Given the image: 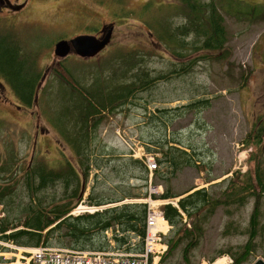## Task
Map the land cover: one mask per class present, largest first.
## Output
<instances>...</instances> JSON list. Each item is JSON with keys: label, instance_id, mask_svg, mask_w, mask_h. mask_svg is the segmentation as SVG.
Segmentation results:
<instances>
[{"label": "trees", "instance_id": "obj_1", "mask_svg": "<svg viewBox=\"0 0 264 264\" xmlns=\"http://www.w3.org/2000/svg\"><path fill=\"white\" fill-rule=\"evenodd\" d=\"M198 2V5L190 3V13L184 8L179 11L181 13L179 16L185 15L186 18L182 22L181 20L174 22L170 17L166 19L168 25L165 22L164 27L156 29L151 25L160 40L170 47L167 48L174 60H166L171 65L168 71L156 70L148 64L152 59L151 54L130 55L126 51H118L99 65L82 68L71 66L70 69L65 66L64 59L63 72L50 71L40 88L38 102L45 106V114H50L52 125L76 157L75 163L64 158L61 163L55 164L39 156H32L24 167L20 162L22 151L13 150L9 144L6 145L5 157L2 159L0 155V204L3 205L1 210L4 214L0 218L1 240L26 247L55 244L72 249L105 250L108 248L105 231L111 230L116 248L127 251L142 250L146 207L142 202L126 201L130 198H143L144 193L134 191L133 188L146 185L149 170L142 160L131 156L130 152L113 155V149H108L105 145L97 149L93 147V143L98 135L101 113L105 109L119 111L123 104L133 103L131 99L142 98L139 94L144 92L153 94L150 97L152 100L155 99L152 96L156 94L161 96L159 80L168 82L174 74H186L191 71V65L196 60L205 59L204 56H196L189 61H183V57L189 52L197 51L201 47L222 49L225 46L227 38L220 8L224 6L225 11L234 14L236 19L244 14H249V18H252L263 11V8L259 10L258 7H252L242 0H221L222 4L219 5L215 4L214 0ZM8 47L9 45L1 39L0 70L17 89L21 102L30 105L37 101L35 92L41 83L42 74L27 63L24 67L16 60L14 50ZM175 55L177 59L173 57ZM164 57L159 55V61ZM204 91L207 92L206 88ZM209 105L208 98L196 99L192 103L182 105L181 109L162 107L151 114H147V109L143 106L146 123L141 134L151 136L157 132L155 126L162 128L161 134L156 138L150 137L152 140H149V143L145 141L149 137L142 140L146 151L153 152L155 147L160 153L156 157L159 167L152 171L155 183L156 179L169 180L185 166L196 165L198 160L193 157L198 153L196 145H191L184 139L174 137L166 139V123L193 109L199 112ZM152 121L155 124H152ZM262 125L263 123H259L251 129L257 131L255 137L263 135ZM251 134L252 132L248 133L249 138ZM258 142L260 139L256 140V144ZM110 154L112 157L105 159ZM113 156L116 157V162H120L119 166L110 162L111 168L104 171L103 168L107 164L105 160L111 161ZM160 165L165 171L160 169ZM93 168L97 171L94 173V184L85 198V205L97 207L111 205L93 212L72 214L71 211L83 198V188ZM241 178L245 180L244 173ZM131 179L142 183H130ZM234 182V179L231 180L230 187L224 188L225 190L218 194L210 187L199 189L192 187L182 193H175L169 188L164 189L159 197H180L176 201L177 206L170 203L162 205L163 214L172 225V229L169 231L170 234L164 237L168 248L160 261L174 254V250L183 245L182 259L187 264H193L188 256L189 252L199 244L216 208L235 204L234 209L230 207L225 209L228 215L232 216L234 210H239L247 203L248 198L254 197V209L245 231L249 236L246 244L238 245L236 249L220 248L208 258L212 261L228 253L232 257V264L250 263L253 251L250 252L249 246L253 248L252 240L261 228L259 199L264 192V165L258 164L252 177H249L242 186L238 187ZM215 184L222 185L223 182ZM181 212L187 219L192 218L189 226L183 222ZM20 216H23V220ZM238 226V222L230 218L223 234L242 232ZM53 235L57 240L52 241L50 237ZM135 237L138 239L133 242L132 239Z\"/></svg>", "mask_w": 264, "mask_h": 264}, {"label": "rangeland", "instance_id": "obj_2", "mask_svg": "<svg viewBox=\"0 0 264 264\" xmlns=\"http://www.w3.org/2000/svg\"><path fill=\"white\" fill-rule=\"evenodd\" d=\"M198 1L15 0L14 3H17L19 8L25 7L10 15L8 13L14 10H6L5 7H2L0 10V31L9 32L6 33L10 34L19 44H24L25 50L30 55L36 53L35 56L33 54L34 57L31 56L36 60H33L30 66L40 74L47 73L48 70L63 72L64 64L70 69L71 66L82 68L88 65H99L118 51H126L130 55L151 54L152 59L148 64L156 70L168 71L171 65L166 60L174 59L168 49L170 47L160 40L154 28L164 27L165 22L168 25L166 19L170 17L174 22L184 21L185 15L179 16L181 15L179 11L184 8L188 13L189 5H198ZM242 1L252 7H258L259 10L263 8V11L252 18H249V14H244L236 19L234 14L225 11L224 6L222 9L220 8L227 38L222 49L201 47L197 51L189 52L183 57V61H189L196 56H204L205 59L196 60L191 65V71L189 69L190 72L186 74H174L168 82L159 80L161 96L156 94V96H152L155 98L152 100L150 97L153 94L144 92V94H139L142 98L131 99L133 103L137 104L127 102L122 105L121 110L118 107L119 111L105 109L101 113L100 127L93 147L98 149L105 145L108 149L114 150L113 155L130 152L131 156L142 160L147 167L145 160L153 159L156 162V157L160 153L155 147L153 152L146 151L142 140L149 137L145 140L148 142L152 140L150 137H158L162 128L155 126L157 132L151 136L141 134L146 123L143 106L146 107L147 114H151L155 113L157 108L162 107L181 109L182 105L192 103L196 99L208 98L210 101L207 108L200 109L199 112L193 109L182 116L172 118L170 123H166V139L171 137L184 139L198 147L197 155L193 156L198 158L197 164L185 166L169 180L156 179V183L148 169L146 185L141 188H133L134 191L144 193L142 197L147 195L149 180L157 187L158 193L163 192L165 188H169L175 193H182L192 187L194 189L210 187L213 192L218 194L225 190L224 188L228 189L233 179L234 184L237 183L238 187L242 186L249 180V177H252L254 168L258 164L264 165V133L260 137H255L257 131L251 130L254 125L259 123H263L262 126H264V0ZM214 3L222 4L221 0H214ZM101 23H105L107 26L112 23L114 29L110 43L95 57L81 58L73 53V55L67 56L63 64V60L54 55L53 45L57 40L78 33L94 32L100 28ZM159 55H164V59L159 61ZM23 56L24 54L21 55V57ZM173 57L177 59L176 55ZM204 88L207 92L204 91ZM40 90H38V94H41ZM8 100L14 103L18 102L11 96ZM44 109L45 106L39 104L38 98L30 105L25 104V107L20 110L12 109L9 102L7 104L0 103V155L2 159L5 157L6 145L9 144L13 150L22 151L20 162L24 167L32 156H39L41 159L55 164L61 163L64 158L72 162L75 161L76 157L62 140L52 125L50 114H45ZM151 123L155 124L153 121ZM152 126L154 127V125ZM249 132H252L250 138L248 137ZM258 139L260 142L256 144ZM175 145L178 146L176 143ZM111 154L105 159L112 157ZM115 158H112L111 161L105 160L107 164L103 168L104 171H109L111 163H116L119 166L120 162H116ZM158 167L157 165L156 168ZM160 169L165 171L161 165ZM96 171L94 168L91 169L88 181L83 188V198L77 203L75 209L80 204L87 207L85 198L94 184L93 178ZM236 172L238 174H235ZM242 173L245 174V180L241 178ZM129 182L142 183L136 179H131ZM221 182H223L222 185L215 184ZM139 198H130L126 202H138ZM173 199H177V197ZM259 203H261L259 205L261 228L258 235L252 240L253 248L251 245L249 246L250 252L253 251L249 264H253L258 259L264 261V192L261 194ZM234 206L235 204H230L216 208L204 229L199 244L189 252L188 256L193 264H209L213 260L209 261L208 258L214 255L216 250L220 248L236 249V246L246 244L249 236L245 231L254 209V197L248 198L245 205L237 211L234 210L232 216H229L225 209L226 207L234 209ZM1 207L3 208L2 204H0ZM78 208L82 209L80 206ZM14 209L15 207L12 210ZM85 211L88 210H80L78 213ZM181 214L183 222L189 226L192 218L187 219L183 212ZM2 216L4 214L1 210L0 218ZM20 218L23 220V216ZM230 218L234 219L236 223L238 222V228L242 232L223 234L225 225ZM112 234L113 231L108 230L107 233L105 232V237L107 241L113 242L110 244L108 241L107 247L115 249L116 244ZM50 238L52 241L57 240L54 235ZM137 239L135 237L132 241H137ZM0 241L7 242L1 239ZM182 247L183 245L178 246L174 250V254L162 258V261H159L160 264H187L182 259ZM4 248L6 249L0 248V252H9L10 258H2L0 255L2 258L0 262H9L15 258L14 254H18L17 250L8 249L6 246ZM221 256L226 257L224 264L233 263V261L229 262L232 257L228 253Z\"/></svg>", "mask_w": 264, "mask_h": 264}, {"label": "built area", "instance_id": "obj_3", "mask_svg": "<svg viewBox=\"0 0 264 264\" xmlns=\"http://www.w3.org/2000/svg\"><path fill=\"white\" fill-rule=\"evenodd\" d=\"M145 162L151 172L157 166L153 159L145 160ZM155 189L157 187L149 180L146 197L138 200L146 207L145 234L140 251H127L118 248L109 250L72 249L45 244L25 247L2 241L0 244L18 251L19 256L14 254V261L26 259L27 264H158L161 255L167 249L164 237L172 228L163 214L162 205L175 204V201L173 198L156 196L162 192L158 193V189ZM93 209H97V207H93ZM105 232L107 233L108 230ZM109 242L113 244L112 241L109 240ZM5 258H10V255L8 254ZM225 258L224 256V263H226ZM231 261L229 259V262ZM10 262L0 264H9Z\"/></svg>", "mask_w": 264, "mask_h": 264}, {"label": "flooded vegetation", "instance_id": "obj_4", "mask_svg": "<svg viewBox=\"0 0 264 264\" xmlns=\"http://www.w3.org/2000/svg\"><path fill=\"white\" fill-rule=\"evenodd\" d=\"M15 0H0V10L2 9V7H5L6 10H14L11 11V13H8V15L15 13L17 11H20L21 9H23L25 6L20 7L17 3H14ZM113 26L114 29V25L112 23L108 24V26ZM107 24L105 23H101V26L99 29L95 30L94 32H90L88 34H93L97 37H101L103 36V34H105L106 32H108V27H106ZM1 32L0 31V40H5L4 42H6L9 47L8 48H12L15 52V57L16 60L20 63H22V65L25 67V63L30 65V61L33 62V60H36L35 58H32L31 56L36 55V53H33L32 55H30V53H28L27 50H25V45L24 44H19L17 41H15L12 36L10 34H7L9 32ZM78 34H83V33H78ZM76 34V35H78ZM112 34H113V30H112ZM74 35V36H76ZM74 36H70L68 38L74 37ZM11 39V40H9ZM54 46V45H53ZM27 48V47H26ZM38 48V47H36ZM73 51L70 52V55H73ZM24 54L23 57H21V55ZM33 56V57H34ZM68 56V55H67ZM67 56L65 58H67ZM78 56V55H77ZM76 56V57H77ZM80 57V56H79ZM65 58H60V60H63ZM50 70H48V72L43 73L40 77L41 79V83L39 84V86L36 88V92H35V99H37V97L39 96L38 94V90L40 89L41 85L44 83V81L47 79L48 74ZM9 96L14 97L15 99H17V103H14L13 101H9ZM9 102V104L12 106V109L14 108L15 110H20L23 107H25V104H23L21 102V96L18 93L17 89L15 88V86H13L11 80L8 78L7 75H5L2 70H0V103H6ZM2 105V104H1Z\"/></svg>", "mask_w": 264, "mask_h": 264}, {"label": "water", "instance_id": "obj_5", "mask_svg": "<svg viewBox=\"0 0 264 264\" xmlns=\"http://www.w3.org/2000/svg\"><path fill=\"white\" fill-rule=\"evenodd\" d=\"M106 27H108V32L101 37L93 34H78L69 39H59L54 43V55L63 58L73 50L80 57L90 58L96 56L111 41L113 26ZM253 264H264V261L258 259Z\"/></svg>", "mask_w": 264, "mask_h": 264}, {"label": "bare ground", "instance_id": "obj_6", "mask_svg": "<svg viewBox=\"0 0 264 264\" xmlns=\"http://www.w3.org/2000/svg\"><path fill=\"white\" fill-rule=\"evenodd\" d=\"M82 207V209H79L78 207ZM78 207H77V209H73L72 211H71V213L72 214H75V212L76 211H80V210H88L89 208H91L90 206H87L86 208L83 206V205H79ZM144 234H145V230H144ZM3 238V237H2ZM1 247H4V246H2V245H0ZM104 250V249H103ZM106 250V249H105ZM9 254V252L8 253H5V252H0V255H2V258H5V257H7V255ZM16 256H19V254H17ZM1 258V257H0ZM1 258V259H2ZM221 258H222V261H221ZM222 263H224V257H220V258H217V259H215L213 262H211V263H209V264H222ZM9 264H27V261H26V259L23 261L22 260V262H21V260H19V261H13V262H10ZM202 264H205V263H202Z\"/></svg>", "mask_w": 264, "mask_h": 264}]
</instances>
